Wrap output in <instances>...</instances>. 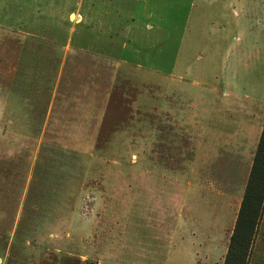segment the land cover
<instances>
[{
  "label": "rangeland",
  "instance_id": "obj_1",
  "mask_svg": "<svg viewBox=\"0 0 264 264\" xmlns=\"http://www.w3.org/2000/svg\"><path fill=\"white\" fill-rule=\"evenodd\" d=\"M235 3L0 0V264H225L244 206L264 264V9Z\"/></svg>",
  "mask_w": 264,
  "mask_h": 264
},
{
  "label": "trees",
  "instance_id": "obj_2",
  "mask_svg": "<svg viewBox=\"0 0 264 264\" xmlns=\"http://www.w3.org/2000/svg\"><path fill=\"white\" fill-rule=\"evenodd\" d=\"M259 186L258 188H256ZM247 198L253 199L259 208L264 195V128L259 141L257 155L254 160L250 182L247 188ZM245 206L243 207L238 220L235 232L232 236L228 257L225 264H245L249 257V252L257 227V215L253 210L254 218H246Z\"/></svg>",
  "mask_w": 264,
  "mask_h": 264
},
{
  "label": "crops",
  "instance_id": "obj_3",
  "mask_svg": "<svg viewBox=\"0 0 264 264\" xmlns=\"http://www.w3.org/2000/svg\"><path fill=\"white\" fill-rule=\"evenodd\" d=\"M252 2H248V0H236V6H238L237 4L240 5V10L243 12V14H245L246 16H248L250 14V12L253 11L256 14V18H259V15H261L260 10L263 8L264 9V0H251ZM233 5V0H230V6L231 7ZM262 7V8H261ZM258 23V21H257ZM264 23V16L259 18V24ZM263 128L262 127V132H263ZM262 133L260 134V138H261Z\"/></svg>",
  "mask_w": 264,
  "mask_h": 264
}]
</instances>
